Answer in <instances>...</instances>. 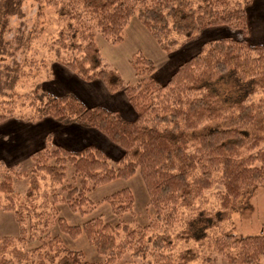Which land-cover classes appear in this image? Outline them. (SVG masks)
<instances>
[{"label": "trees", "instance_id": "1", "mask_svg": "<svg viewBox=\"0 0 264 264\" xmlns=\"http://www.w3.org/2000/svg\"><path fill=\"white\" fill-rule=\"evenodd\" d=\"M34 1L58 9L68 23V30L51 45L56 63L84 83L98 81L108 94L122 92L134 117L126 119L118 111L87 106L73 94L48 95L38 85L31 93L35 97L28 98L31 106L36 107L37 96H47L37 105L34 121L49 118L63 125L76 123L101 134L122 154L112 162L95 145L74 150L51 147L49 137L30 155L29 192L37 190L40 179L52 188L60 185L64 192L61 201L82 213L91 203L88 194L96 188L138 172L153 217L142 226H112L101 218L69 225L53 217L27 229L12 203L11 178L18 174L4 168L0 208L13 212L19 233L0 237V264H118L125 256L131 259L127 264H177L170 254L173 229L183 211H191L216 186L220 188L215 193L218 217L209 219L191 238L205 242V249L226 264H264V234L235 235L228 216L242 195L264 187V44L251 45L230 37L208 41L165 83L154 78L150 60L135 55L132 65L137 81L126 85L116 70L103 65L94 40L98 32L111 44L120 42L133 16L166 54L210 28L226 27L247 36L251 0ZM22 2L6 0V13L17 14ZM227 75L241 85V91L221 100L214 85ZM14 106L11 100L0 102V124L14 116ZM213 122L218 126L200 132ZM68 169L72 183L66 182ZM1 197L11 203L3 205ZM55 201L53 197V204ZM103 202L120 216L131 212L134 197L125 188ZM54 222L62 234L73 239L84 235L102 262H87L80 251L65 248L60 237H51L48 231ZM38 233L37 245L27 249Z\"/></svg>", "mask_w": 264, "mask_h": 264}, {"label": "rangeland", "instance_id": "2", "mask_svg": "<svg viewBox=\"0 0 264 264\" xmlns=\"http://www.w3.org/2000/svg\"><path fill=\"white\" fill-rule=\"evenodd\" d=\"M233 1L244 2V0ZM5 9L6 0H0V102L14 101L15 110L11 119L0 124V181L4 168H12L14 175L18 174L11 178L12 203L16 204L23 215V224L27 229H34L43 220H50L53 217L62 218L69 225H82L94 218H101L112 226L119 223L130 226L147 224L153 217V210L148 203V195L138 172L128 179H116L96 188L88 194L91 203L90 206L83 208L82 213L72 211L61 201L64 192L60 185H54L55 187L52 188L50 183L40 179L37 190L29 192L30 155L40 150L49 137V141H52L51 147H54L56 142L64 144L67 143L66 141L70 147H75L72 149H77L85 143L95 145L104 151L112 162L119 159L122 152L96 131L86 130L83 135L73 123L63 125L49 118L34 121L37 105L40 101L45 102L47 96H37L36 107L31 106V100L28 98L35 97L31 96V93L38 85L44 93L53 96L71 87L79 91V87L71 85V83L76 85L77 80L56 63L51 49L53 41L59 34L68 30V23L62 18L58 9L40 5L34 0H23L17 14H8ZM247 28V36L226 27L210 28L202 31L193 41L182 44L172 53L166 54L136 16H133L124 29L120 42L111 44L95 31L94 40L103 65L108 69L116 70L126 85H133L137 81L132 65L135 55L150 60L155 67L154 78L160 83H165L170 77L169 74L196 54L201 45L208 41L230 37L246 41L251 45L264 44V0H251L247 8ZM91 83H93L92 89L97 91L96 95L100 98L98 99L108 100L107 103L103 102L107 109L118 110L124 118L128 113L134 114L125 98L121 102L119 97L106 94L100 86L95 87L98 81ZM214 87L221 100L236 97L241 91V85L228 75ZM216 126H218L217 122L209 123L201 128L200 132ZM67 173L66 182L72 183L69 179L71 170L68 169ZM125 188L129 189L134 197L133 208L131 212L118 216L107 202H103V199ZM219 190L220 188L216 186L206 192L203 199L197 201L191 211H183L182 218L175 225L171 235L174 248L170 254L177 264H226L220 256L205 249V242L198 243L191 238L196 230L210 223L209 219L213 221L217 219L219 203L215 193ZM53 197L57 201L54 204ZM8 202L1 197L3 205H7ZM18 204L21 205L20 209ZM16 207L14 205L15 209ZM228 216L233 234L241 236L264 234V187L256 189L251 194L242 195L236 209ZM182 231L186 232V235L181 233ZM48 232L51 237H60L65 248L80 251L85 261L102 262V258L87 242L84 235L81 234L73 239L62 234L55 222ZM18 233L13 212L0 208V237H15ZM40 235L36 234V239L27 244V249L37 245ZM130 261L131 259L125 256L118 264H127ZM143 264L148 263L143 262Z\"/></svg>", "mask_w": 264, "mask_h": 264}, {"label": "crops", "instance_id": "3", "mask_svg": "<svg viewBox=\"0 0 264 264\" xmlns=\"http://www.w3.org/2000/svg\"><path fill=\"white\" fill-rule=\"evenodd\" d=\"M167 70H168V68H167ZM166 70V71H167ZM64 71H65V69H64ZM66 72H68V74H70V76H73L76 80H77V82L78 83H75L76 85H73L72 83H71V85L72 86H77V87H79V91L78 90H75V89H73L74 87H71V88H68V90L69 89H72V90H64V91H62V93H60V94H54L55 96H60V95H63V94H73V95H75L78 99H80L85 105H87V106H102V107H107L106 106V104L105 103H103L104 101L107 103L108 102V100L106 99V100H104V101H101V100H99L100 98H99V96L98 95H96L97 94V91H95V90H93L92 89V84L93 83H84V82H82V81H80V80H78L73 74L71 75V73L69 72V71H67L66 70ZM169 75H171V74H169ZM97 84V85H96ZM95 87H98V86H100L101 88H103L104 90H105V88L103 87V85L101 84V83H95V85H94ZM105 92H106V90H105ZM100 95H101V93H99ZM106 94H108L107 92H106ZM111 95V94H110ZM110 95H108V96H110ZM112 96H117V97H119V100L122 102L123 100L122 99H124L125 97H124V95H123V93L122 92H118V93H116V94H113ZM99 98V99H98ZM110 110V109H109ZM113 110H115V111H118V110H116V109H114L113 108ZM119 112V111H118ZM120 113V112H119ZM121 114V113H120ZM133 116H134V114L133 113H128L127 114V116H126V119H132L133 118ZM77 126V128L80 130V132H83V135H85V131L86 130H88V129H84V128H82V127H80L79 125H77L76 123H73V126ZM60 126H62V125H60ZM82 130V131H81ZM80 135V134H79ZM52 142V141H51ZM67 143H68V141H66ZM67 143H64V144H60V143H54V145L55 146H63V147H65V148H68V149H72V148H75V147H70V145L69 144H67ZM80 143H82V142H80ZM67 144V145H66ZM85 145H87L86 143L85 144H82L81 146H79V147H77V149L78 148H81V147H83V146H85ZM72 150H74V149H72Z\"/></svg>", "mask_w": 264, "mask_h": 264}]
</instances>
